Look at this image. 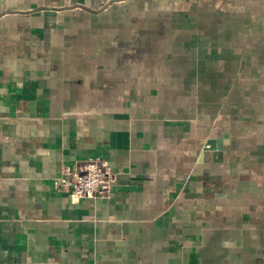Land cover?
<instances>
[{
	"label": "crops",
	"instance_id": "crops-1",
	"mask_svg": "<svg viewBox=\"0 0 264 264\" xmlns=\"http://www.w3.org/2000/svg\"><path fill=\"white\" fill-rule=\"evenodd\" d=\"M0 264H264V0H0Z\"/></svg>",
	"mask_w": 264,
	"mask_h": 264
},
{
	"label": "built area",
	"instance_id": "built-area-1",
	"mask_svg": "<svg viewBox=\"0 0 264 264\" xmlns=\"http://www.w3.org/2000/svg\"><path fill=\"white\" fill-rule=\"evenodd\" d=\"M117 174L106 160L94 159L74 166H62L53 187L78 203L82 199L109 198Z\"/></svg>",
	"mask_w": 264,
	"mask_h": 264
}]
</instances>
